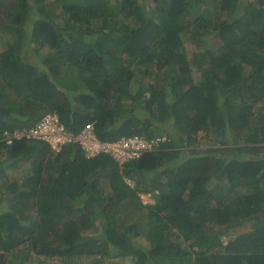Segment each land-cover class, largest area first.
Listing matches in <instances>:
<instances>
[{"label": "trees", "instance_id": "trees-1", "mask_svg": "<svg viewBox=\"0 0 264 264\" xmlns=\"http://www.w3.org/2000/svg\"><path fill=\"white\" fill-rule=\"evenodd\" d=\"M115 1L0 0V28L15 25L25 48L43 46L38 60L0 50V172L23 164L31 171L0 191V264L23 248L75 264H264V0H248V12L241 0ZM31 4L38 15L25 32L19 25ZM92 20L99 25L85 29ZM211 32L214 48L204 42ZM148 72L156 74L150 87ZM47 111L73 134L93 123L108 142L155 137L159 123L177 128L122 166L76 143L54 152L24 135L2 139ZM198 131L212 132L219 146L199 148ZM213 179L224 186L218 206ZM245 222L253 232L224 242L208 229Z\"/></svg>", "mask_w": 264, "mask_h": 264}, {"label": "rangeland", "instance_id": "rangeland-1", "mask_svg": "<svg viewBox=\"0 0 264 264\" xmlns=\"http://www.w3.org/2000/svg\"><path fill=\"white\" fill-rule=\"evenodd\" d=\"M111 4L116 5L115 0H110ZM241 9L244 12H248L250 10L248 0H241ZM114 7V6H113ZM38 15V9L35 4H31L30 6V12L28 13L26 20L22 22L19 26L20 28L24 29L23 31L26 32L28 25H30V22L28 21L29 18L33 16ZM99 25V20H92L84 24L85 29H91L93 27H97ZM15 25L12 24H6V26H3L0 28V50L2 54H16L17 52L23 53L27 59L30 58H35L38 60L39 55L42 56L40 51L43 49V46L38 45L33 43L31 48H25L22 45V41H17V34L15 32ZM217 38L215 37V33H209L204 37V42L206 45L209 47H216V40ZM183 42H184V51L188 55V59L190 60V65L192 68V74L195 80L198 79L199 77V69L197 68L194 60L195 55L193 52L195 51L196 48L193 47V44L191 42V39L189 37V34L186 33L183 35ZM38 55V56H36ZM37 63V62H36ZM144 72V66L139 65L138 66V78L140 79L143 76ZM161 76L163 74L159 73ZM146 77V82L149 84L148 87L151 86V83L153 82L154 78L156 77L155 73L148 72V74L145 76ZM165 77H167L165 75ZM135 79V78H134ZM143 82V79H142ZM142 86V85H141ZM144 87V86H143ZM140 87V88H143ZM151 89L148 90V94H151ZM74 98V95H72ZM139 101V99L137 100ZM140 116H144V113L141 112ZM177 127H173L171 122H166V123H159L155 124L153 126L154 133L157 135H160L162 137L167 136L168 133H176ZM179 130V129H178ZM197 140L199 142L198 147L199 148H205V147H218L219 146V138L215 137V135L212 132L208 133H203L201 131L197 132ZM241 142V141H240ZM0 175V191L4 190L5 186L6 188H13L19 184H21L22 180L29 176L31 171L29 165H21L19 167L15 166H10L6 169H3ZM209 188L212 191L214 195V199H212L211 203L213 206H218L221 201L218 199V195L220 194L224 186L222 185L221 182H219V179H213L211 183L209 184ZM6 207H4L3 210H5ZM7 210V209H6ZM5 210V211H6ZM131 217V215H129ZM145 216L150 217L151 213L146 212ZM97 226H99V229L102 228L101 222L97 220ZM208 229L210 230L211 235L219 236V240H222L223 242L233 236H237L240 234H246V233H251L254 231L253 223L252 222H245L242 226H230V227H224L220 228L216 224H210L208 225ZM99 231V230H98ZM98 233L96 230L92 232L91 234H88V236H94ZM87 236H84L83 238L86 240H89L90 238ZM134 243L141 245L145 248L149 246L148 242L146 239H144L142 236H135L133 239ZM26 246V245H25ZM27 250L23 248L21 251H16L15 256L13 259H11L9 262L10 264H75L72 263V261H69L65 256H55V257H44V256H37L32 253H29L28 256L26 255ZM21 259L20 262H17V259ZM106 264H133L130 258H116V259H111L108 258L106 259ZM110 261V262H109ZM83 262V261H82Z\"/></svg>", "mask_w": 264, "mask_h": 264}, {"label": "built area", "instance_id": "built-area-1", "mask_svg": "<svg viewBox=\"0 0 264 264\" xmlns=\"http://www.w3.org/2000/svg\"><path fill=\"white\" fill-rule=\"evenodd\" d=\"M23 135L27 138L45 140L54 152L61 150L64 145L76 143L81 146L86 156L104 153L116 160L119 165L138 158L146 151L154 150L162 139L159 136L146 138L142 135H132L113 142L101 141L94 132L93 123L85 124L79 133L73 134L55 114H46L28 130L5 134L2 139L8 143L12 137L19 138ZM139 196L144 204L151 201V193H141Z\"/></svg>", "mask_w": 264, "mask_h": 264}, {"label": "clouds", "instance_id": "clouds-1", "mask_svg": "<svg viewBox=\"0 0 264 264\" xmlns=\"http://www.w3.org/2000/svg\"><path fill=\"white\" fill-rule=\"evenodd\" d=\"M46 114H55V115L57 116L58 120H59V117H58V115H57L56 112L47 111V112H45V113L42 115V117L45 116ZM42 117L40 118V120L42 119ZM40 120H39V121H40ZM39 121H38V122H39ZM59 121H60V120H59ZM38 122H36V123H38ZM60 122H61V121H60ZM36 123H35V124H36ZM61 123H62V122H61ZM62 124H63V123H62ZM64 126H65V125H64ZM66 128H67V127H66ZM134 135H139V134H134ZM142 136H144V135H142ZM157 136L161 137V138H162V139H161L162 141L165 139V136H164V137H162V136H160V135H157ZM128 137H129V136H128ZM144 137H145V136H144ZM155 137H156V136H155ZM16 138H17V137H16ZM19 138H21V137H19ZM146 138H150V137H146ZM27 139H34V140H39V141H44V142H46L45 140H42V139H35V138H27ZM101 141H102V140H101ZM5 143H6V142H5ZM47 143H48V142H47ZM48 145H49V143H48ZM67 145H70V144H67ZM67 145H64L63 147H65V146H67ZM49 146H50V145H49ZM63 147H62V148H63ZM50 148H51V147H50ZM51 150H52V149H51ZM146 152H147V151H146ZM144 153H145V152H144ZM144 153H143V154H144ZM143 154H142V155H143ZM142 155H140L139 157H141ZM139 157H138V158H139ZM111 158H112V157H111ZM138 158H134V159H132V160H135V159H138ZM132 160H130V161H132ZM115 161H116V160H115ZM130 161H127V162H130ZM116 162H117V161H116ZM127 162H125V163H127ZM125 163H123V164H125ZM123 164H121L120 166H122ZM140 194H141V193H140ZM140 194H139V195H140ZM139 197H140V196H139ZM151 202H152V199H151V201L148 202V203H151Z\"/></svg>", "mask_w": 264, "mask_h": 264}]
</instances>
